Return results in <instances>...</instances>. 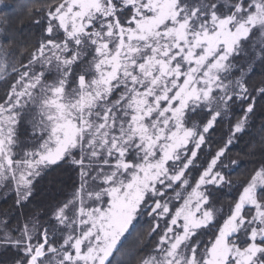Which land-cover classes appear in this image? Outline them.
<instances>
[{"label": "snow or ice", "instance_id": "1", "mask_svg": "<svg viewBox=\"0 0 264 264\" xmlns=\"http://www.w3.org/2000/svg\"><path fill=\"white\" fill-rule=\"evenodd\" d=\"M13 15L18 29L0 17V188L23 210L48 171L79 184L45 219L0 221V264H264V73L250 84L264 0H32ZM257 115L262 158L234 182L223 158ZM234 183L224 215L216 193Z\"/></svg>", "mask_w": 264, "mask_h": 264}, {"label": "trees", "instance_id": "2", "mask_svg": "<svg viewBox=\"0 0 264 264\" xmlns=\"http://www.w3.org/2000/svg\"><path fill=\"white\" fill-rule=\"evenodd\" d=\"M4 2L6 4L14 5V8L0 9V17L10 15L13 20L11 27L15 29L20 28L19 23L16 22V15H13V12L19 14V5L30 4L32 0H4ZM22 34L24 37L23 42L30 45L31 43L35 42V40L39 39L40 29L31 23H27V26L22 30ZM262 73H264V68L257 64L251 75L250 84L253 82H258L262 77ZM3 91V87H0V96H3ZM257 111L259 112V107ZM233 119H235V117ZM260 121L261 117L257 115L255 117V124L257 127L250 129L252 135L244 134L238 141H234L229 146L226 156L223 158L224 165H227V167H223V171L228 175V178L234 182L247 178L251 170L254 167L259 166V161L262 158L260 152L257 150L255 156L249 155V152L251 150L252 144L255 142L253 140V136H255L256 141L259 140V136H256L255 134ZM21 132L23 133V127L21 128ZM211 139L212 141H215V143L212 145V151L214 152L227 140L226 122H222L216 126V131L212 133ZM207 151L208 148L205 146L204 152L201 153L202 158L204 154L207 153ZM232 160H237L238 165L233 166L231 164ZM193 175H195V172ZM78 184L79 177L77 171H73L70 168L53 169L48 171V173L44 175L42 179H37L34 195L23 210L14 206L15 198L11 192H9L7 189L0 188V221L7 219L9 226L15 227L21 211L31 212L33 214L38 212L41 214V219H45L46 216L44 214L48 212L50 206L56 201L64 199L65 196L73 190V186ZM188 191H191V189ZM241 191L242 187L237 183H234L233 185H225L216 193L215 207L218 209L223 208L224 215H226L228 206L238 198ZM169 195L172 194L169 193ZM185 195H187V193H185ZM172 203L179 206V203L174 199ZM174 210L175 209H173V211ZM219 217L220 214L218 213L217 220L212 224V226L204 231L202 239L205 242L214 236V234L218 231V226L222 224V218ZM138 227H140L141 231H146L149 227L148 218H142ZM151 248L152 243L150 241L146 251H150ZM10 256V252H4L2 249H0V261H6L10 258Z\"/></svg>", "mask_w": 264, "mask_h": 264}]
</instances>
